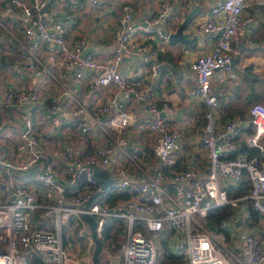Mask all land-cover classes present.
Instances as JSON below:
<instances>
[{
	"label": "built area",
	"instance_id": "2783aa9c",
	"mask_svg": "<svg viewBox=\"0 0 264 264\" xmlns=\"http://www.w3.org/2000/svg\"><path fill=\"white\" fill-rule=\"evenodd\" d=\"M101 3L0 0V264H26L31 257L42 264H92L81 214L94 219L99 240L112 225L99 260L123 228L118 264H157L161 238L172 262L159 264H264V101L248 106L246 123L220 122L211 86L214 73L231 64V42L253 23L243 12L250 2L215 0L187 33L217 36L187 63L189 98L202 106L188 157L178 152V128L163 122L171 106L138 86L161 64L152 60L156 51L128 37L134 29L166 41V20L192 0H158L131 30L133 8L120 2L106 58L84 49L87 37L68 36L62 21L65 4L81 12ZM128 59L143 62L125 73ZM84 91L97 94L91 105ZM133 109L146 116L135 125ZM247 127L242 144L253 153L236 154L235 138ZM92 167L100 169L96 179L109 180L102 189ZM220 207L227 214L209 227V210ZM36 212L46 213L52 226L40 225ZM67 225L83 244L79 255L62 245L60 228ZM117 259L110 255L103 264Z\"/></svg>",
	"mask_w": 264,
	"mask_h": 264
},
{
	"label": "crops",
	"instance_id": "0c3cea01",
	"mask_svg": "<svg viewBox=\"0 0 264 264\" xmlns=\"http://www.w3.org/2000/svg\"><path fill=\"white\" fill-rule=\"evenodd\" d=\"M122 1H127L133 8V20L128 26L141 23L142 17L156 9L158 0H101V4L95 8L85 5L83 11H77V7L65 4L62 21L68 26V36L81 35L87 37L84 47L86 51H96L101 58H106L111 50L109 33L113 25L114 13ZM250 5L243 9L248 14L253 23L246 27L241 35L230 44L231 57L233 62L227 70L215 72L211 78V86L215 91L218 102L217 117L220 122L231 119L234 121L247 122L248 106L255 102H263L264 98V5L257 4L256 0H247ZM178 2V0H176ZM215 0H192V5L188 10H180L168 20L162 29L167 35L173 33L184 18L193 10L194 14L188 24L182 30V35L191 42L173 44L161 40L159 36L139 32V37L156 51V61L162 62L155 70V75L150 77L143 74L138 80V86L151 98L161 102L165 101L171 106L169 114H163V122L166 126L173 125L178 128L180 134L178 138L179 150L187 157L194 155V141L200 126L202 112L201 104L189 98L188 88L190 85V74L187 70V63L195 56L207 52L216 42L215 34L201 35L194 34L189 37L187 33L193 28L194 22L207 14ZM84 4H82L83 7ZM74 22H70L73 20ZM163 31H161L163 33ZM160 32V33H161ZM168 38V36H167ZM135 62L142 65L141 59H128L124 64L123 71L129 73ZM144 70L146 66L143 67ZM3 70H0L2 74ZM97 94L83 92V101L91 105ZM263 97V98H262ZM132 119L141 122L145 119L143 112L133 109ZM241 130L235 138L237 144L236 154H245L248 151L242 144L243 137L250 129ZM248 129V131H247ZM264 142V139H262ZM242 147H244L243 151ZM247 153V154H248ZM253 153V152H252ZM100 174V173H98ZM67 229V228H66ZM64 226H61V239L64 247L72 254L79 255L83 251L81 241L72 240L66 234ZM73 242L77 243L74 245ZM70 246L79 251H70ZM103 264L104 261L100 260Z\"/></svg>",
	"mask_w": 264,
	"mask_h": 264
},
{
	"label": "water",
	"instance_id": "95a60500",
	"mask_svg": "<svg viewBox=\"0 0 264 264\" xmlns=\"http://www.w3.org/2000/svg\"><path fill=\"white\" fill-rule=\"evenodd\" d=\"M193 10L192 12H190L185 18L184 20L178 24V26L176 27L175 31L171 34L168 35L167 41L170 44L176 43V42H180L182 44H186L188 42H191L194 38L188 40L186 39L183 35H182V30L184 29V27L188 24V22L190 21V19L192 18V15L194 14ZM162 33V32H161ZM233 62H231L232 64ZM230 64V65H231ZM92 171H93V179L96 180V182L99 184V187L102 189L104 187V185L109 181V180H98L95 178V175L100 173V169L98 167H92ZM98 193H95L93 196L90 197L89 201L87 202V204L91 201V199H93ZM86 204V205H87ZM80 219L87 225L88 230H89V234H90V238L92 240V244H93V248H92V252H91V263L92 264H100V260H99V254L101 251V241L96 237L95 235V221L94 219L88 215V214H81L80 215Z\"/></svg>",
	"mask_w": 264,
	"mask_h": 264
},
{
	"label": "rangeland",
	"instance_id": "374dc122",
	"mask_svg": "<svg viewBox=\"0 0 264 264\" xmlns=\"http://www.w3.org/2000/svg\"><path fill=\"white\" fill-rule=\"evenodd\" d=\"M180 10H181V9H179L178 11H180ZM135 26H136V25H133V26L130 27L129 29L131 30V29L135 28ZM160 27H161V26H160ZM133 31H134V32L132 33V35H130V36L128 37L129 40H135V39H136V40H138V41H142V42H144V43H146L145 40H148V41L150 40V38H149V39H142V38H140V37H139V32H140L139 30H134V29H133ZM140 33H141V32H140ZM155 33L157 34V32H155ZM141 34L143 35V33H141ZM156 34H155L154 36H156ZM158 35L162 36L163 34L159 33ZM163 36H164V35H163ZM262 36H264V35H262ZM193 37H194V36H193ZM134 38H135V39H134ZM161 40L164 41V39H162V38H161ZM148 44H149V43H148ZM148 47H149V49H150V45H149ZM152 60H153V62L156 61L155 58L152 59ZM156 62H157V61H156ZM158 63H161V64H162V62H158ZM36 216H39L38 222H39L40 225L45 224V225H48V226H52V220L46 216V213H42V214H40V213L36 212ZM61 224L63 225V224H64V221L61 222ZM65 231H66L67 236L69 237L68 242H71L73 239L75 240V238H74L73 235H72V229L69 230V225H67V229H66ZM124 234H125L124 229H123V228H120V229H117V230H116L115 234L111 235V238H112L114 244H112V247H111L108 251H105L104 254L101 253V256H102V257H101L100 259H101L102 261L106 262V258H108V256L112 255V257L115 258V259H117V257H118V259H117V261L115 262V264H118V263H119V260H120V257H121V251L118 249V246L123 242ZM73 244H74V245H77V243H75V242H73ZM62 245H64V244H62ZM65 249H66V248H65ZM71 249H72V246H70V251H71V252H72V251H79V250H81V249H80V246H78L77 248H74L73 250H71ZM106 252H107L108 254H106ZM160 260H161V258L157 261V264L161 263ZM28 261H29L31 264H42L41 261H40V259H39L38 257H31V258H28Z\"/></svg>",
	"mask_w": 264,
	"mask_h": 264
},
{
	"label": "trees",
	"instance_id": "16d2710c",
	"mask_svg": "<svg viewBox=\"0 0 264 264\" xmlns=\"http://www.w3.org/2000/svg\"><path fill=\"white\" fill-rule=\"evenodd\" d=\"M248 129H247V131H248ZM243 149H244V147H242L241 151H243ZM254 153H255V151H254ZM251 154H252V152L248 153V155H251ZM80 182H81V180H80ZM227 212H228L227 207H220V208H214V209L209 210L208 216H207V223H208L209 227H213L217 222H219V220L221 218H223L227 214ZM110 224H112V223H110ZM111 227H112V225H106L104 227V231L101 234V236L99 237L102 245L105 243L104 241L106 239L110 238L109 233H110ZM64 228L66 229L67 226ZM62 240H63V238H62ZM159 247H160V255H161L160 261H161V263L162 262H172L171 257L168 256L167 253L165 252L164 242H163L162 238L159 241ZM26 264H31V263L27 260Z\"/></svg>",
	"mask_w": 264,
	"mask_h": 264
}]
</instances>
